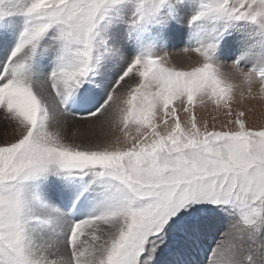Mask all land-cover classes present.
I'll list each match as a JSON object with an SVG mask.
<instances>
[{"label": "snow or ice", "instance_id": "1", "mask_svg": "<svg viewBox=\"0 0 264 264\" xmlns=\"http://www.w3.org/2000/svg\"><path fill=\"white\" fill-rule=\"evenodd\" d=\"M0 264H264V0H0Z\"/></svg>", "mask_w": 264, "mask_h": 264}, {"label": "rangeland", "instance_id": "2", "mask_svg": "<svg viewBox=\"0 0 264 264\" xmlns=\"http://www.w3.org/2000/svg\"><path fill=\"white\" fill-rule=\"evenodd\" d=\"M258 115L260 114V112H259V109H258V113H257Z\"/></svg>", "mask_w": 264, "mask_h": 264}]
</instances>
